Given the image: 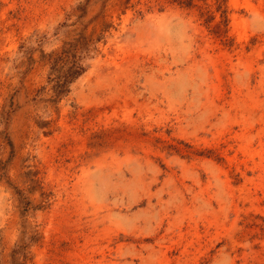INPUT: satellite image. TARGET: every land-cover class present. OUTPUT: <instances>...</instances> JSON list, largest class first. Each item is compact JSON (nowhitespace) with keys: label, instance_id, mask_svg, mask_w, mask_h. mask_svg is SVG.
I'll use <instances>...</instances> for the list:
<instances>
[{"label":"rangeland","instance_id":"374dc122","mask_svg":"<svg viewBox=\"0 0 264 264\" xmlns=\"http://www.w3.org/2000/svg\"><path fill=\"white\" fill-rule=\"evenodd\" d=\"M0 264H264V0H0Z\"/></svg>","mask_w":264,"mask_h":264},{"label":"trees","instance_id":"16d2710c","mask_svg":"<svg viewBox=\"0 0 264 264\" xmlns=\"http://www.w3.org/2000/svg\"><path fill=\"white\" fill-rule=\"evenodd\" d=\"M79 72V70H77L75 73Z\"/></svg>","mask_w":264,"mask_h":264}]
</instances>
